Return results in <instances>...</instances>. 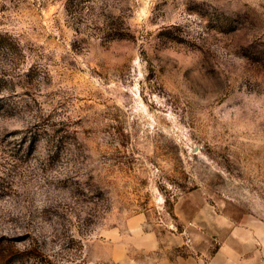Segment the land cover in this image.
Returning a JSON list of instances; mask_svg holds the SVG:
<instances>
[{
	"label": "rangeland",
	"instance_id": "374dc122",
	"mask_svg": "<svg viewBox=\"0 0 264 264\" xmlns=\"http://www.w3.org/2000/svg\"><path fill=\"white\" fill-rule=\"evenodd\" d=\"M264 264V0H0V264Z\"/></svg>",
	"mask_w": 264,
	"mask_h": 264
},
{
	"label": "crops",
	"instance_id": "0c3cea01",
	"mask_svg": "<svg viewBox=\"0 0 264 264\" xmlns=\"http://www.w3.org/2000/svg\"><path fill=\"white\" fill-rule=\"evenodd\" d=\"M178 264H195L194 262H180V263H178Z\"/></svg>",
	"mask_w": 264,
	"mask_h": 264
}]
</instances>
